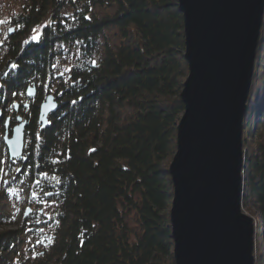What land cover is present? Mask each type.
Here are the masks:
<instances>
[{
    "label": "trees",
    "instance_id": "1",
    "mask_svg": "<svg viewBox=\"0 0 264 264\" xmlns=\"http://www.w3.org/2000/svg\"><path fill=\"white\" fill-rule=\"evenodd\" d=\"M67 5L71 14L62 11ZM105 5L115 11L100 18L96 7ZM15 20L0 62V103L27 98V141L23 157L1 168L0 191H23L31 211L8 227L0 192V264H176L170 162L189 74L178 0H29ZM112 30L119 42L104 44V58L94 61ZM36 34L39 41L31 39ZM259 41L242 198H255L250 211L264 227V144L250 149L247 140L264 115V21ZM72 47L78 63L60 75L56 50ZM51 91L59 107L41 126L40 105ZM262 244L255 264H264Z\"/></svg>",
    "mask_w": 264,
    "mask_h": 264
},
{
    "label": "water",
    "instance_id": "2",
    "mask_svg": "<svg viewBox=\"0 0 264 264\" xmlns=\"http://www.w3.org/2000/svg\"><path fill=\"white\" fill-rule=\"evenodd\" d=\"M189 75L181 93L171 227L176 264H255V223L238 208L244 187L243 132L264 21V0H178ZM12 28L10 33H14ZM37 86L27 89L34 97ZM59 107L40 105L46 126ZM18 111L19 104H15ZM2 111L0 110V116ZM28 120L4 136L9 157H23ZM31 209H27L28 214Z\"/></svg>",
    "mask_w": 264,
    "mask_h": 264
},
{
    "label": "rangeland",
    "instance_id": "3",
    "mask_svg": "<svg viewBox=\"0 0 264 264\" xmlns=\"http://www.w3.org/2000/svg\"><path fill=\"white\" fill-rule=\"evenodd\" d=\"M64 1L65 0H63V2ZM28 5H29V0H0V62H2L5 59V55L7 54V50H8L7 44L11 41V38L14 36V33L11 34L10 30L12 28L14 29L17 28V25L15 24L16 23L15 19L24 8H27ZM62 11H64V13H67V14L70 12L71 14V8L69 5L63 7ZM95 11L98 17L103 18L105 16H108L114 13L115 9L110 5L109 6L105 5V6L96 7ZM106 37L107 38H105L104 35L101 37V40L99 41L98 47L94 54V61H98L104 58L105 56L104 47H103L104 44L110 43L111 45H115L120 40L119 34H117L115 30L107 32ZM59 50L61 49L59 48L56 50L59 53L56 59V65H58V73L60 75H66L68 71L70 70V66L78 63L79 53L78 51H76L77 49H75L74 47L70 49L71 51L67 50L65 52H60ZM58 87H59V84L55 83L53 84L52 89L56 90ZM6 97L8 98V96ZM9 99H10L9 101H7L6 99L4 101L2 100L1 101L2 103H0V110L2 111V115H3V116L2 115L0 116L2 117L0 120L3 121L5 124V128L3 130L4 124L0 122V137H3V141H4L3 144L0 141V172H1L2 167L5 168L8 166V162L10 158L8 155L9 154L8 148H6L7 146H6V142L4 139L6 129H7L6 121L10 117V114H12V118L16 117L17 123H18V116L20 115L22 117H25L23 113L26 112V110H24L23 107L21 106V102L23 103L27 101V98L22 93L19 94L18 98H16L15 101H12L13 99H11V97H9ZM16 103L19 104V109L18 111L15 109L14 111H16V113H14L12 108L13 106H15ZM4 110H5V113H4ZM183 114L184 112L181 114V118ZM263 114H264V111H263ZM17 123L11 124L10 122V127H8L10 132H12V128ZM255 124L257 125V127H254L251 132L247 130V132L250 133V137L249 139H247L250 145V149L257 146L259 139H261V142H263L264 144V115L258 116L257 122H255ZM26 130H27V127H26ZM244 135H245V130L243 132V143H244ZM26 141H27V138L25 139V143ZM173 157L171 158V162L173 161ZM5 176L7 175L6 174H4V176L1 175L0 186L3 184L1 183V178L4 179ZM0 192L5 194V196H2L1 198V206L5 209V213L8 215L7 220L10 222L9 224L10 226L8 227H15L21 222L22 216L24 215V212L27 210V208H30V206L28 205L27 196L23 191L21 190L17 191L16 188H13V189L9 188L6 192L5 191L4 192L0 191ZM240 201L244 202V206H241ZM254 202H255L254 197L243 199L241 196L239 200L238 208L242 214H246L247 216L251 217L254 220L255 245L257 244L259 245V246L257 245L258 249H257V246L255 247V255L256 253H258L259 255L263 251L262 243L264 242V227L260 223L259 213L258 212L252 213V211H250L251 209L250 207Z\"/></svg>",
    "mask_w": 264,
    "mask_h": 264
},
{
    "label": "bare ground",
    "instance_id": "4",
    "mask_svg": "<svg viewBox=\"0 0 264 264\" xmlns=\"http://www.w3.org/2000/svg\"><path fill=\"white\" fill-rule=\"evenodd\" d=\"M52 93V92H51ZM249 95H250V93H249ZM248 100H249V98H248ZM248 100H247V102H246V105H248ZM247 109V108H246ZM24 119H26L25 117H23ZM9 119H10V117H9ZM11 120H13L12 118H11ZM11 120H10V122H11ZM245 158H246V155H245V151H244V163H245V165H244V170H243V172H244V177H245V170H246V162H245ZM240 204H241V206H244V202H241L240 201Z\"/></svg>",
    "mask_w": 264,
    "mask_h": 264
},
{
    "label": "snow or ice",
    "instance_id": "5",
    "mask_svg": "<svg viewBox=\"0 0 264 264\" xmlns=\"http://www.w3.org/2000/svg\"><path fill=\"white\" fill-rule=\"evenodd\" d=\"M33 31L35 32L36 30L34 29ZM31 39H32L33 41H39L40 36H39V34H36V35H33V36L31 37ZM93 63H95V62H93ZM13 67L15 68L16 65H13ZM13 95H16V93H13ZM72 103H76V101H73Z\"/></svg>",
    "mask_w": 264,
    "mask_h": 264
},
{
    "label": "flooded vegetation",
    "instance_id": "6",
    "mask_svg": "<svg viewBox=\"0 0 264 264\" xmlns=\"http://www.w3.org/2000/svg\"><path fill=\"white\" fill-rule=\"evenodd\" d=\"M11 118H12V114H10V120H11Z\"/></svg>",
    "mask_w": 264,
    "mask_h": 264
}]
</instances>
